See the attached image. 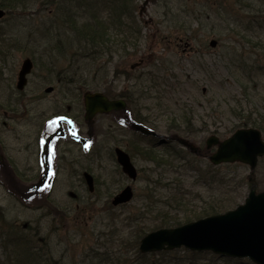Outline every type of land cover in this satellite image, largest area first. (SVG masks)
<instances>
[{
    "label": "rangeland",
    "instance_id": "1",
    "mask_svg": "<svg viewBox=\"0 0 264 264\" xmlns=\"http://www.w3.org/2000/svg\"><path fill=\"white\" fill-rule=\"evenodd\" d=\"M148 1L130 0V17L120 0H31L0 20V155L14 175L8 182L9 172H0V227L29 234L50 264H227L183 248L140 254L137 235L149 233L161 213L183 225L190 212L211 204L235 208L252 189L264 190V155L253 171L241 163L212 169L207 158L176 143L180 138L203 150L211 136L223 140L250 128L241 127L247 117L260 121L255 129L264 142V26L247 23L239 0H155L143 6ZM91 6L96 17L109 20L106 50H83L71 28L91 20ZM231 47L240 65L229 61ZM27 57L33 68L18 92L17 73ZM48 87L53 90L45 93ZM86 91L109 97L126 92L123 116L134 112L157 138L119 128L113 113L86 122ZM62 113L69 117L55 115ZM52 131L57 137L43 171ZM81 139L93 143L91 152ZM133 139L142 146L169 140L195 164L173 160L162 144L155 145L154 161H147ZM115 147L131 154L134 182L120 172ZM84 171L94 178L92 193ZM126 185L132 200L111 206ZM5 257L0 239V264H10Z\"/></svg>",
    "mask_w": 264,
    "mask_h": 264
},
{
    "label": "water",
    "instance_id": "2",
    "mask_svg": "<svg viewBox=\"0 0 264 264\" xmlns=\"http://www.w3.org/2000/svg\"><path fill=\"white\" fill-rule=\"evenodd\" d=\"M0 9V19L4 16ZM216 45L210 42V47ZM31 70V62L26 59L18 73L17 89L22 90L25 76ZM51 88L46 89L50 92ZM85 119L90 120L98 113L124 108L121 101L109 102L100 94H87L84 97ZM136 130L144 135H154L142 126ZM186 145L185 142L180 141ZM217 145L215 153L209 157L213 165L240 162L247 164L251 170L256 166L257 158L264 155V143L257 130H238L228 139L219 142L212 136L207 139L206 146ZM192 148L191 146H189ZM116 161L124 175L131 181L136 179V170L129 156L122 150H114ZM89 192L93 191V181L90 175L84 174ZM132 191L125 187L112 204L119 205L129 202ZM185 247L192 251H211L220 256L232 258H248L255 264H264V191L256 194L252 189L244 203L236 209L221 215L211 216L177 228L162 229L146 235L139 245L142 253L160 250H172Z\"/></svg>",
    "mask_w": 264,
    "mask_h": 264
},
{
    "label": "trees",
    "instance_id": "3",
    "mask_svg": "<svg viewBox=\"0 0 264 264\" xmlns=\"http://www.w3.org/2000/svg\"><path fill=\"white\" fill-rule=\"evenodd\" d=\"M31 0H0V9L5 10L6 12L12 11L18 7H23L26 5V3H28ZM237 1V0H236ZM239 3H241L243 5V8H247V11H244L245 13H247L248 15L252 14V13H258L259 18L258 21L256 22L258 24V26L261 28L264 26V0H239L237 1ZM94 7L91 6V20H86L83 21V23H81L80 26H75V22L73 23L74 26L72 25L71 28L73 30V32L76 34V38L79 41L78 44L79 46L83 49V50H92L95 51V48L98 49H108V25L107 22L109 21L108 19H101L99 17L95 16V12L96 10L93 9ZM120 10V9H117ZM246 14V15H247ZM72 19V18H71ZM113 19V18H112ZM111 19V21H112ZM75 20V19H72ZM76 21V20H75ZM110 21V23H111ZM249 24H251L253 22V18H249ZM235 26L237 24H234ZM263 47V51H264V46ZM231 53L233 54V56H231L229 58V61L234 63L238 61V65L241 64V61L239 59V55L236 54V48L231 47ZM254 66L250 67L253 68ZM260 69L262 70L261 67L257 68V70ZM250 71V70H249ZM248 77H251L250 74H248ZM118 97L124 98L125 100L127 98H129L130 96L126 93V92H121ZM127 101V100H126ZM249 116V115H248ZM138 116L133 112L131 114L130 120L131 121H136V122H140L138 120ZM246 118V117H244ZM121 124H125V120L122 118L119 121ZM260 124V121L258 119H253V118H249L247 117L246 120L242 123V126H246V127H252V128H257ZM169 149L172 150V154L170 157L177 159V158H186L187 154H182L181 152H179L174 146L171 147H165V150ZM134 150L136 151V153L138 155H140L141 157H143L146 160H150V161H154L155 159V152H153V150L151 149H146L143 148L139 145H135L134 146ZM205 150V149H203ZM204 154H207L208 151H203ZM189 156V155H187ZM173 159V160H174ZM170 161H172L169 158ZM188 161V159H187ZM195 164L194 162L189 160V164ZM210 168H213L212 166L209 165ZM194 169L197 171H199V169L194 166ZM211 175H213L214 172H211ZM209 175V173H208ZM8 182H13L14 180V175L11 174V172L8 173ZM19 185V184H18ZM230 203L224 204V205H209L207 209H202V212L200 213H196L194 212H190V215L185 216V219L183 221L184 224L186 223H190L193 220H198V219H202L204 217H209L212 215H216L219 213H222L224 211H227L229 209H232V207L234 205H230ZM234 208V207H233ZM161 217L157 220L158 223L155 224V227L152 230L155 229H160V228H169L171 227V223L173 224L172 226H179L180 224L178 223V221H176V218H170L167 217L166 215H164V213L160 214ZM0 220L4 223V218L3 216H0ZM173 220V221H172ZM175 220V221H174ZM11 228H13V226H11ZM0 229H2V231H0V239L2 240V249L3 251L6 253V257H5V261H7V263L10 264H50L49 261L47 262V257L45 255V252H43L40 249H36V244L33 242V237H31L29 234H25V233H21L22 229H18L17 232H15V230H4L2 227H0ZM15 229V227H14ZM151 230V231H152ZM144 234H138L137 236V240H136V244L139 245V241L141 239V237H143ZM12 262V263H11ZM227 264H251L248 261H235V262H230V261H226Z\"/></svg>",
    "mask_w": 264,
    "mask_h": 264
},
{
    "label": "flooded vegetation",
    "instance_id": "4",
    "mask_svg": "<svg viewBox=\"0 0 264 264\" xmlns=\"http://www.w3.org/2000/svg\"><path fill=\"white\" fill-rule=\"evenodd\" d=\"M116 1L117 0H114L115 4H116ZM119 1V0H118ZM150 2H155V0H149L147 3H143V6H146L147 4H149ZM129 0H120V4L118 6H124L127 8L128 11H134V6L132 5V7L129 6ZM143 6L140 7L139 9V14H141L144 10H143ZM113 8V6H111ZM134 13V12H133ZM131 29V27H129ZM68 110V109H67ZM6 115V114H5ZM7 116V115H6ZM4 126H7L6 123H3ZM33 146V144H32ZM35 147V146H33ZM2 155H0V172H3V173H7V172H11L10 169V166H7V164L4 162H2ZM4 159V158H3ZM42 166L43 168L45 167V164H44V161H43V154H42ZM45 170V168L43 169V171Z\"/></svg>",
    "mask_w": 264,
    "mask_h": 264
}]
</instances>
